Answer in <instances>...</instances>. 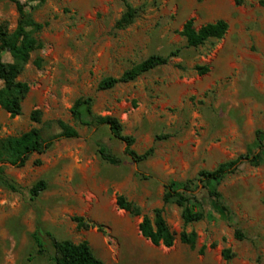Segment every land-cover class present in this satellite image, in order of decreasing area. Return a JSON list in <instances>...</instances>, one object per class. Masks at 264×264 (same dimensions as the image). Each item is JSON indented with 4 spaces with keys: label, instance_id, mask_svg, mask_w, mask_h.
<instances>
[{
    "label": "rangeland",
    "instance_id": "1",
    "mask_svg": "<svg viewBox=\"0 0 264 264\" xmlns=\"http://www.w3.org/2000/svg\"><path fill=\"white\" fill-rule=\"evenodd\" d=\"M19 1L42 24L39 30L29 28L40 47L18 76L29 85L21 113L12 117L0 108V138L34 126L47 139L60 132L57 120L78 136L57 139L24 166L4 165V174L21 189L0 185V264H54L46 232L74 243L87 240L105 264H264V163L243 162L221 181L200 184L196 193L204 218L198 222L184 226L181 208L166 204L164 216L177 237L172 246L154 245L139 230L142 216L152 217L153 209L163 206L165 183L256 153L257 131L264 142V0ZM126 3L135 17L117 28ZM188 19L195 28L223 19L228 28L220 39L186 47L179 31ZM17 20L15 4L0 0V23L12 31ZM177 47L179 55L167 64L97 89L102 78ZM3 60L10 61V55L4 53ZM205 65L204 74L195 69ZM89 96L93 114L117 117L123 133L134 136L133 148L143 152L152 146V156L134 162L106 125L75 121L73 102ZM33 110L40 111L38 123L30 119ZM80 110L88 118L86 106ZM98 143L121 163L102 160ZM39 180L46 187L32 199L29 189ZM211 189L221 195V204L209 196ZM118 195L138 205L141 215L119 208ZM183 229L196 232L193 247L179 242ZM236 229L243 238H235ZM35 231L45 244L44 256L37 253ZM225 248L233 254L228 260L222 256Z\"/></svg>",
    "mask_w": 264,
    "mask_h": 264
},
{
    "label": "trees",
    "instance_id": "2",
    "mask_svg": "<svg viewBox=\"0 0 264 264\" xmlns=\"http://www.w3.org/2000/svg\"><path fill=\"white\" fill-rule=\"evenodd\" d=\"M16 7L18 20L16 27L10 31L8 27L0 23V108L14 117L21 113L22 101L29 91V85L20 81L18 76L24 65L29 61L30 54L40 47V43L33 36L31 30H39L42 24L35 22L25 10V5L19 0H11ZM241 0H237L239 3ZM136 14V10L128 3L125 4V10L119 20L116 22L117 28H124L129 25ZM228 28L227 22L223 19L215 22L207 23L199 28H195L193 20L188 19L184 22L180 35L185 39L186 47H198L209 39H220L224 36ZM181 48L177 47L166 55L151 54L147 58L138 62L131 68L123 71L119 76H108L102 78L97 85L98 90H108L118 83H126L137 79L142 74L168 63L171 57L179 55ZM10 55V61L3 60V54ZM39 66V61L36 62ZM195 69L204 74L208 71V66H196ZM92 97H79L73 102L70 112L75 121L83 126H100L106 125L112 136L125 144L124 154L134 162H142L152 156L154 148L151 146L143 152H137L133 145L135 138L132 135L124 134L123 127L119 119L112 115H96L90 110L92 106ZM81 106H86L89 113L88 118L83 117ZM33 122H40V111L33 110L30 114ZM60 132L44 139L42 138L40 129L32 126L28 130L16 136H7L0 138V185L18 192L21 187L14 183L4 174V165L9 164L14 167L24 166L30 155L33 153L41 154L48 150L60 138H75L78 136L77 130L62 120H57ZM259 131H257L258 148L256 153L240 154L237 157L219 163L214 169H202L196 177L187 179L183 182L170 181L164 184V193L162 197L163 206L153 209V216H142L139 223L141 235L150 240L154 245H164L170 247L177 239L175 233L170 230L165 216L164 206L174 203L181 208V218L183 225L198 222L204 218V212L200 207V201L197 197L196 190L200 184L207 181L215 183L221 181L225 176L235 172L239 165L248 162L252 165H260L264 163V142H262ZM165 136H156L157 139ZM97 152L102 160L110 165H119L121 158L115 154L104 143L97 144ZM46 184L43 180L37 181L29 189L32 199L36 198L39 193L44 190ZM213 200L221 204V195L216 189L208 191ZM116 204L119 208L125 210L131 215H141V209L135 203L126 199L123 195H118ZM79 226L87 227V224L80 217H75ZM51 242L52 254L51 260L54 264H105L102 259L95 255L87 240L74 243L68 239H57L51 233L46 232ZM235 238H243V234L239 229L235 230ZM33 239L37 247V253L44 256L47 253L45 244L41 235L35 231ZM179 242L193 247L197 240L195 231L182 230L178 234ZM232 252L229 248L222 251L224 259H230Z\"/></svg>",
    "mask_w": 264,
    "mask_h": 264
}]
</instances>
